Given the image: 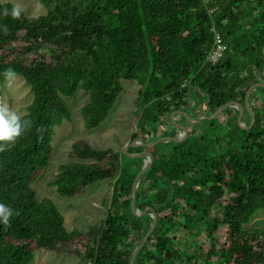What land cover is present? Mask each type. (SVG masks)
<instances>
[{
	"label": "trees",
	"instance_id": "trees-1",
	"mask_svg": "<svg viewBox=\"0 0 264 264\" xmlns=\"http://www.w3.org/2000/svg\"><path fill=\"white\" fill-rule=\"evenodd\" d=\"M38 1L47 15L22 12L19 19L10 15L14 4L0 2V85L12 69L34 95L22 116L30 122L25 133L11 148L0 143V204L12 210L10 226L0 221V264H33L40 250L88 264H130L152 223L149 213L139 218L131 208L139 159L122 163L113 149L73 144L74 161L60 165L50 184L61 196L76 198L95 183L114 181L106 218L88 231H68L55 203L40 201L33 188L50 164L56 127L71 120L66 99L80 88L90 93L81 114L93 130L109 118L122 80H136L141 121L151 133L168 119L164 134L175 111H200L194 92L206 104L198 116L244 103L264 74V0ZM217 32L229 47L213 65L207 58ZM256 91L263 95L251 106V128L250 114L244 129L238 116L223 118L227 109L206 120L211 128L199 136L189 128L182 142L134 149L154 157L136 208L158 215L134 264H264V226L247 227L264 208V89Z\"/></svg>",
	"mask_w": 264,
	"mask_h": 264
},
{
	"label": "rangeland",
	"instance_id": "rangeland-1",
	"mask_svg": "<svg viewBox=\"0 0 264 264\" xmlns=\"http://www.w3.org/2000/svg\"><path fill=\"white\" fill-rule=\"evenodd\" d=\"M0 2L3 4H19L27 17L44 16L49 13V9L38 0H0ZM78 2H81V0ZM257 78L264 83V74H259ZM122 85L123 92L119 96L109 118L100 127L93 130H88L84 127V120L81 114L82 108L90 102V93L80 88L74 98L66 99L72 114L71 120H65L61 126L56 127L52 142L53 154L50 164L33 186L37 193V198L40 201L50 199L55 203L57 209L64 217L67 230L70 232L74 230L88 231L91 227L100 226L102 224L110 208L114 184L112 180L100 181L88 187L76 198L63 197L57 192L55 187L50 185L56 179L60 165L70 164L74 161L70 159L69 154L75 142L86 140L100 151L113 149L119 154L121 162L124 163L127 156L130 158L128 154L124 153V149L131 143L139 145L130 147L127 153H134L135 148H145L143 144H140L145 142V140L150 141V136L154 137V135H159L157 139L153 140L154 142L163 138V135L164 137L182 135V132L176 128L175 124H172V126L170 125L168 132L164 134V127L169 123L168 119L165 125L157 123L156 128H153L152 132L149 133V127L143 124L141 121V114H139L140 104H138V97L142 88L141 84L136 80H122ZM194 94H196L195 96L201 104L198 109L200 111L205 110L204 96L199 92H194ZM259 95H263V92L251 91L249 95L250 106H256V100L259 98ZM33 100L34 95L30 87L26 85L25 79L22 77H16L11 82L7 80L4 86L0 85V101L6 102L9 108L16 111L21 117L27 113V107ZM200 111L190 109L189 114L192 116L190 119L195 121L200 116L204 115L198 116L197 114ZM239 111L240 109L238 106L233 105L228 110L229 114H223V118H225V120H230L231 116H238ZM182 118L183 116L176 115L175 121L186 126L188 129H193L198 136L202 134L205 129L211 128V126L209 128V125L212 123H208L206 120L191 123L188 122L189 120H183ZM249 121L250 118L244 116L242 124L246 127ZM232 124H234V121H232ZM211 131L212 130H210V133ZM135 135L138 136L136 140L133 138ZM142 152L144 151L139 150L135 154H140ZM137 159H139L137 165L142 169L145 164L144 158ZM150 217L152 218L151 214ZM263 226L264 208H259L256 210L255 215L247 227L262 228ZM33 264L88 263L75 255H58L40 250L35 253V261Z\"/></svg>",
	"mask_w": 264,
	"mask_h": 264
},
{
	"label": "water",
	"instance_id": "water-1",
	"mask_svg": "<svg viewBox=\"0 0 264 264\" xmlns=\"http://www.w3.org/2000/svg\"><path fill=\"white\" fill-rule=\"evenodd\" d=\"M258 88H263L264 89V83L260 82V83H258L256 85L252 86L249 89V91L247 92V94H246V98H245L244 103L234 102V101L233 102H228V103L224 104L223 106H221L219 109H217L215 112H213L211 115H202L195 121H192L190 119V117H189L187 112L182 111V110L175 111L171 115V120H172L173 124H175L176 128L182 132V135L180 134L181 136L178 135V136H174V137H163V138H160V139H158V140H156L154 142L141 143L140 145L143 144V146L145 148L149 149V148L155 147V146H157L159 144H162V143H168V142H177V143H179V142H182V141L186 140L189 137V129L186 126H184L182 124H179V123H177L175 121L176 115H181V116L185 117L187 120H189L188 122L197 123L200 120H213V119L217 118L218 116H220L222 113H224V111H226L227 109H229L233 105L238 106V108L240 109L239 115H238V118H237L238 125L240 127L244 128V129L247 128V127H245L242 124V121H243V118L245 116V113L247 112L248 114L251 115V124L248 127V128H251L255 124V113L251 109L250 101H249V95H250L251 91H253V90L256 91ZM137 145H139V144L131 143L124 149V153L128 154L130 158H144V163H145L144 167L141 169V171L137 175V177H136V179L134 181L133 187H132V204H131V208H132L133 213L136 216H138V217H144L148 213L151 214V216L153 218V223H152L150 229L148 230L147 234L144 236V238L141 240L139 245L133 251L130 264H134L137 256L139 255L141 250L144 248V246L147 244L151 234L153 233V231L156 228L157 223H158V215H157V213L155 212V210L153 208H151V207L147 208L143 212H141L139 209L136 208L137 191H138V188H139V185H140V180H141L142 176L152 167L153 161H154L153 155L151 153H149V152H146V151H144V152H142L140 154L127 153V150L130 147H132V146L136 147Z\"/></svg>",
	"mask_w": 264,
	"mask_h": 264
},
{
	"label": "clouds",
	"instance_id": "clouds-1",
	"mask_svg": "<svg viewBox=\"0 0 264 264\" xmlns=\"http://www.w3.org/2000/svg\"><path fill=\"white\" fill-rule=\"evenodd\" d=\"M22 12V7L19 4H15L10 15L13 19H19ZM4 14L9 15L7 9H5ZM4 32L7 34V26L4 27ZM3 75L6 80L11 82L16 78L17 74L12 69H7ZM29 124V121L22 120L21 115L16 111L11 110L6 102L0 101V143L11 148L25 133ZM0 151H5V147H0ZM11 216L12 210L4 204H0V221H2L5 226H10Z\"/></svg>",
	"mask_w": 264,
	"mask_h": 264
},
{
	"label": "built area",
	"instance_id": "built-area-1",
	"mask_svg": "<svg viewBox=\"0 0 264 264\" xmlns=\"http://www.w3.org/2000/svg\"><path fill=\"white\" fill-rule=\"evenodd\" d=\"M228 47L229 46L223 39L222 35L217 32L215 34L214 44L211 51L209 52L207 61L213 65L219 63L225 57Z\"/></svg>",
	"mask_w": 264,
	"mask_h": 264
}]
</instances>
